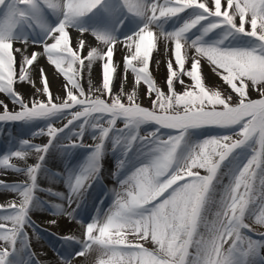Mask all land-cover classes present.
Returning <instances> with one entry per match:
<instances>
[{
  "label": "snow or ice",
  "instance_id": "1",
  "mask_svg": "<svg viewBox=\"0 0 264 264\" xmlns=\"http://www.w3.org/2000/svg\"><path fill=\"white\" fill-rule=\"evenodd\" d=\"M45 58L63 94L50 91ZM203 63L221 84L206 85ZM0 94V176L23 177L0 179L17 197L0 206V264H49L32 250L45 233L34 210L80 226L79 237L47 232L62 249L51 264H264V0H0ZM77 149L78 167H49Z\"/></svg>",
  "mask_w": 264,
  "mask_h": 264
},
{
  "label": "rangeland",
  "instance_id": "2",
  "mask_svg": "<svg viewBox=\"0 0 264 264\" xmlns=\"http://www.w3.org/2000/svg\"><path fill=\"white\" fill-rule=\"evenodd\" d=\"M75 34H76L75 30H72V35H75ZM89 39H92V38L90 37ZM158 48H159V42H158ZM153 56L154 57L156 56V52L153 53ZM122 58H123V56H122ZM122 58L120 60L119 58L117 59V57L114 56V61H113L114 64H116L117 62H120V66L117 68V72H120L121 74H122V69H123ZM159 59H160L159 68L157 69L155 64L153 63V64H150V71L152 72L154 79L157 81V83L162 84L164 82V78L166 76V65H167V61L169 59V57L164 54V51L162 49L160 50ZM41 64H42V60H41ZM43 66L46 67V72H47V71H49V69H50L49 66H51V65L46 64ZM52 68H53V66H51V69ZM96 73H97V71H96ZM202 74L205 78V82H206L207 86L215 87V86L222 83L220 78L215 75V73L211 70V66H209L207 63L202 64ZM55 75L57 76L56 82H54L53 85H51L49 82L50 91L52 92L53 96H56L58 94H63V85L65 84V80H64L62 75H60L58 73H56ZM83 77L84 78L82 79L81 83H82V86L85 88V91L87 92V90H88L87 73H84ZM128 79L130 82L133 81V76L131 73H129ZM100 80H101V74L99 73L95 76L94 82H100ZM115 83H116V90H119V81H115ZM36 86L41 87V88L43 87L42 82L39 79H36ZM225 87H227V86L225 85ZM18 90L21 93H24L27 97H31V94L34 91V89L32 88V86L30 84H25L23 87H18ZM229 91H230V89H229ZM145 92H146L145 87L143 85L139 86L138 93L140 96L141 103L144 106H150V102H149L148 98L146 97ZM0 99H4L3 94H0ZM9 106L11 107V104H9ZM64 122L66 123V121H64ZM45 123H46L45 121H40V122H37L34 126L33 125H27L25 127L26 128L41 127ZM58 126H61V125L58 123ZM118 127H122V124L120 122H118ZM148 130H151V129L149 128ZM11 131H12V135L20 134L21 138H29L28 135L22 134L21 130L15 126L11 127ZM0 138H3V139L7 138V128H6L4 135L0 136ZM46 140H47V137H36L35 139H33L32 142L33 143H42V142H46ZM85 143L91 144L92 140L90 138H86ZM7 144H8V142H7ZM5 152H6V150H0V155H2ZM86 156H87V150L86 149H84L83 151H80V154H79L80 164L79 165H81L85 161ZM58 158H59V155H57L54 159H52L49 164L51 165L52 163L57 161ZM29 162H31V159ZM104 163H105V167L107 169H109V170L114 169V163L115 162L111 156L106 157V160ZM58 170H61V169H58ZM201 174H203V172ZM106 175H107V173H106ZM15 177L18 181L23 180V177L18 175V174H16ZM104 183L111 188L116 186L114 184V181H112L110 178L105 179ZM40 185L43 188H48L50 186L49 181L46 179H42L40 181ZM51 186L53 187L54 190L55 189L64 190V186L62 184H54ZM57 186H59V187H57ZM97 194H101V193L97 192ZM38 195H44V194H42V192H41V193H38ZM5 197H7L6 198L7 200L17 199L16 195L14 193H11V192H9L8 195H6ZM32 219L36 224L39 223V221H40L37 218H34L33 215H32ZM90 219L91 218L85 219V222H87ZM72 225L78 226L79 224L77 222H75V224L73 223ZM29 234L31 235V230H29ZM43 235H44V239L42 240L43 242H41V243H35L34 242L35 238H33L32 250L37 253V258L46 261V258H47L46 255L47 254H46V248L44 247L43 243L48 245L49 243L54 242L55 240H54V238L50 237L49 235H46L45 233H43ZM41 253H44V255H41ZM77 259H79V258H77ZM49 264H51V261H49Z\"/></svg>",
  "mask_w": 264,
  "mask_h": 264
},
{
  "label": "bare ground",
  "instance_id": "3",
  "mask_svg": "<svg viewBox=\"0 0 264 264\" xmlns=\"http://www.w3.org/2000/svg\"><path fill=\"white\" fill-rule=\"evenodd\" d=\"M73 36H75V35H73ZM122 56H123V53H121L119 51L115 54V57H117V59L119 58L120 60H121ZM99 63L100 62H98L97 65L94 66V73H93L94 78L97 74L100 73ZM42 64L48 65L47 60L42 59ZM49 67H50V69H49V71H47V75H48L50 84L53 85L54 82H56L57 76L55 75L56 73H55L54 68L51 69V66H49ZM96 71H97V73H96ZM13 136L21 138L20 134L13 135ZM6 141H7V138L6 139L0 138V150H6V151L8 150L9 144H7ZM83 150L84 149H77V150L73 151L69 157H66L63 159L59 156L57 161L54 160L55 161L54 163H52L51 165L49 164V167H51L53 169V171H59L58 169L63 168L65 161L69 164V166L78 167L80 164L79 154H80V151H83ZM57 155H55L52 159H54ZM15 175H16L15 173L10 172L9 175H7V176H0V179H6L9 183L20 182L16 179ZM106 179H107V175H106ZM57 187H59V186H57ZM107 188L111 189V187H109V186H107ZM55 190L60 191V189H55ZM93 190L100 192L101 194L104 191V189L97 190L95 185L93 186ZM8 193L9 192L0 191V206H5L9 201H11V200H7L6 199L7 197H5L6 195H8ZM42 194H44V195H40L42 199H45V200L49 199V197L46 193L42 192ZM97 195L99 196L100 194H97ZM91 213H93V210L89 209L88 213H85L84 219L91 218ZM32 215L34 218H37L38 220H40L39 223H37V225H39L41 229L45 230L46 235H49L47 232H54L58 236L75 235V236L79 237L81 234L80 226L79 225L73 226L72 224L73 223L75 224V222L69 221L66 216L59 219L58 226L52 227V226H49L46 222V220L49 218V215H50L48 213V211L34 210ZM52 238H54V240H55L54 242H51L48 245L43 243L44 247L46 248V254H47L46 255L47 256L46 261L47 262H49V261L53 262L56 259H58L57 252L62 251L60 243L55 239V237H52ZM34 242L37 243L36 240H34ZM41 242H43V241H40L39 243H41Z\"/></svg>",
  "mask_w": 264,
  "mask_h": 264
}]
</instances>
